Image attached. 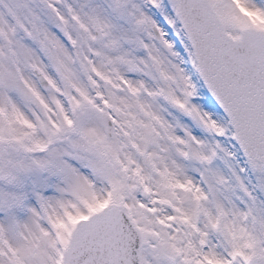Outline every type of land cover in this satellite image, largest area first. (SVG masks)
Here are the masks:
<instances>
[{
  "label": "snow or ice",
  "instance_id": "6c2138e0",
  "mask_svg": "<svg viewBox=\"0 0 264 264\" xmlns=\"http://www.w3.org/2000/svg\"><path fill=\"white\" fill-rule=\"evenodd\" d=\"M0 264H264V0H0Z\"/></svg>",
  "mask_w": 264,
  "mask_h": 264
}]
</instances>
